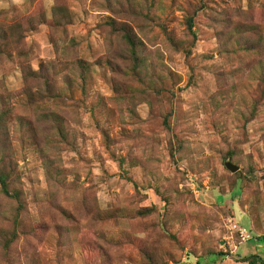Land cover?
<instances>
[{
    "label": "rangeland",
    "instance_id": "rangeland-1",
    "mask_svg": "<svg viewBox=\"0 0 264 264\" xmlns=\"http://www.w3.org/2000/svg\"><path fill=\"white\" fill-rule=\"evenodd\" d=\"M0 171V264H264V0H0Z\"/></svg>",
    "mask_w": 264,
    "mask_h": 264
},
{
    "label": "trees",
    "instance_id": "trees-1",
    "mask_svg": "<svg viewBox=\"0 0 264 264\" xmlns=\"http://www.w3.org/2000/svg\"><path fill=\"white\" fill-rule=\"evenodd\" d=\"M188 26H189V29L192 30V28H193L192 21H190V23H189ZM124 39L126 40V42L128 43V45L130 46L132 52L134 54H136V51H135L136 45L133 42L131 35L128 34V33H124ZM8 179H9V176L7 174H5V173H3V172L0 171V189H1V192L5 196H7L8 198L17 200L19 202V204H20L21 203L20 196L17 193H12V191L9 188ZM257 241L260 244L261 243L264 244V237L258 238Z\"/></svg>",
    "mask_w": 264,
    "mask_h": 264
},
{
    "label": "water",
    "instance_id": "water-1",
    "mask_svg": "<svg viewBox=\"0 0 264 264\" xmlns=\"http://www.w3.org/2000/svg\"><path fill=\"white\" fill-rule=\"evenodd\" d=\"M227 169H229L231 172L235 173L238 171V167L232 165L231 163L226 164Z\"/></svg>",
    "mask_w": 264,
    "mask_h": 264
},
{
    "label": "built area",
    "instance_id": "built-area-1",
    "mask_svg": "<svg viewBox=\"0 0 264 264\" xmlns=\"http://www.w3.org/2000/svg\"><path fill=\"white\" fill-rule=\"evenodd\" d=\"M242 236H243V233H242Z\"/></svg>",
    "mask_w": 264,
    "mask_h": 264
}]
</instances>
